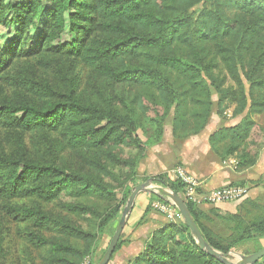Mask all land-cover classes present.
<instances>
[{
    "label": "trees",
    "instance_id": "trees-1",
    "mask_svg": "<svg viewBox=\"0 0 264 264\" xmlns=\"http://www.w3.org/2000/svg\"><path fill=\"white\" fill-rule=\"evenodd\" d=\"M47 3L37 45L26 52L29 29ZM9 10L8 22L15 26V34L0 50V78L8 85L24 86L40 97L51 94L46 84L13 71L17 58L23 56L37 57L42 65L53 58H76L99 84L97 100L83 98L72 89L60 100L41 105L0 102V127L34 132L43 145H56L58 152L76 151L79 160L75 171L23 153L0 154L3 197L52 201L70 198L72 192L85 198L95 191L97 198L68 205L77 213L97 216L101 231L124 206L137 182L138 163L161 140L171 108V133L176 142L205 128L213 112L212 91L217 94L215 113L219 117L230 105L234 117L245 110L264 115V0H22L15 4L0 0V22L6 21L2 13ZM66 20L73 39L61 43ZM176 43L184 48L183 53L176 52ZM61 68L67 67L63 63ZM5 71L13 73L3 75ZM142 83L156 91L159 102L140 93ZM131 107L137 117L121 110ZM50 134L62 142L59 137L48 141ZM208 143L220 159L232 156L237 169L249 168L264 147V125L242 118L218 126L209 134ZM151 178L182 194L179 179L171 180L165 173ZM124 188V199L116 200V191ZM99 201L113 204L98 212ZM186 204L203 238L216 250L228 252L243 241L264 238V208L251 221L240 214L216 212L218 218L233 222L230 240L221 242L201 220L209 219L208 214L189 201ZM17 214L21 221L34 220L35 226L52 230L50 239L31 236L44 248L41 264H82L97 244L96 232L79 224H53L40 209L23 208ZM122 245L120 236L113 254ZM126 264L222 263L198 248L180 218L151 231L142 250ZM254 264H264V257Z\"/></svg>",
    "mask_w": 264,
    "mask_h": 264
},
{
    "label": "rangeland",
    "instance_id": "rangeland-1",
    "mask_svg": "<svg viewBox=\"0 0 264 264\" xmlns=\"http://www.w3.org/2000/svg\"><path fill=\"white\" fill-rule=\"evenodd\" d=\"M3 1L5 4H15L22 0ZM197 7L200 8V5ZM48 9L49 3L46 4V7L44 8L40 18L35 21V26L29 29L30 39L27 41L24 49L26 52H29L37 45V35L45 23L44 20ZM2 14L3 15L1 19H5L6 21L0 22V50L3 47L8 46L11 38L14 37L15 34V26L8 22V20L12 17V10ZM72 39L73 34L70 32V30H68V24L66 20L65 27L60 33L59 41L61 43H65L71 41ZM175 47L177 53L181 54L184 52V48L180 44L176 43ZM38 60L39 59L34 56L19 57L17 58V65L13 71L17 72L19 76L25 79H31L36 82L46 84L48 87H50L51 94L44 97L36 96L30 92L28 88L24 86H10L8 85L7 81L0 78V102L15 100L41 105L51 102V100H60L62 95H67V92H70L72 89H74V92L83 98L89 97L92 100H97L98 93L96 91L99 83H97L98 81L94 77L92 71L81 64V62H79L76 58H53L52 61H50L47 65H42L38 62ZM63 63L65 64V67H67L66 69L61 68V64ZM8 71H5L3 75L7 73V76H10L13 73L12 71ZM138 90L147 99L159 102L158 94L148 84L142 83L139 85ZM211 97L213 102L212 118L213 121L216 122V127L222 125H232L242 118H251L264 125V115L262 114L256 116L245 110L241 115L235 117L232 116V105H230V107L227 109L226 114L221 117L217 116L215 113L217 94L212 91ZM121 110L123 112L129 111L132 116L137 117V112L133 107H131L130 110ZM172 112L173 109L171 108L168 112L166 120L167 124H170L171 122ZM50 135L52 136L48 139V141L51 140V142L57 139L56 137H59L54 134ZM141 137L144 138L143 132ZM59 140L62 142L60 137ZM48 144L49 143H44L43 145V141L38 138L34 132L0 127V154L11 152L13 155L21 156L23 153V156H26L30 159L44 158L46 161L55 162L60 166L68 167L75 171L78 169L79 160L76 156V151L64 149L58 152L54 149V147H57L56 145H51L50 143V145L53 146L50 147ZM45 146H47V148H45ZM246 172L251 174L250 179L240 180L236 184H232L242 186L246 189V192L245 196L241 198V200L234 201L235 204L231 210L224 207L216 208L215 206H205L203 204L197 205L209 216V219H201L202 222L211 229L212 233L216 235L221 240V242H227L230 240L231 234L233 232V222H228L218 218L215 215L216 212L222 216L240 214L244 220L251 221L255 216L263 211L264 172L254 174L252 169H249ZM144 178L145 175H138L136 177V183L144 182L145 180H142ZM150 186H161L163 188H168L155 181H150ZM250 189L253 191L251 190L252 192H250ZM125 193V188L117 190L116 200H123V194ZM142 193L149 194V200L145 205V211L151 217H164V220H166L165 222H177L180 220L181 215L171 200L166 197H160L157 193L150 191H141L138 194ZM69 196L70 198L65 196L64 199L44 201L38 198H6L0 195V264H41L40 258L44 254V248L37 246L31 236L32 234H35L50 239L52 237V230L48 229V231H45L40 227L35 226L33 222L34 220L28 222L21 221V217L19 214H17V211H19V209L29 207L32 209H40L45 214L46 218L53 224H79L87 227L92 232H96L98 236L94 251L87 255L82 262V264H96L107 248V245L113 234L112 232H114L121 217L123 207L117 216L106 226H104L101 231H99V229H97V216H85L84 214L77 213L73 209L69 208L68 205L71 202L74 204L83 202L84 199L94 198V196L97 198V193L95 191H91L90 194L85 198L76 196V192L70 193ZM134 202L135 199L133 201V205ZM111 204L113 203L99 201L97 204L98 212H104V210L110 208ZM131 210L125 219L124 227L120 235L121 239L124 235L123 231L127 228L125 226L128 224V219L131 216ZM139 222H141V220ZM122 240L123 244L127 241L126 239ZM263 245L264 238L243 241L236 246L235 250L229 251L228 258L236 262L239 260L238 255L250 254ZM116 252L113 254L112 258L107 264H126L129 259L120 260L117 255V257H115Z\"/></svg>",
    "mask_w": 264,
    "mask_h": 264
},
{
    "label": "crops",
    "instance_id": "crops-1",
    "mask_svg": "<svg viewBox=\"0 0 264 264\" xmlns=\"http://www.w3.org/2000/svg\"><path fill=\"white\" fill-rule=\"evenodd\" d=\"M216 128V122L213 121L211 115L209 122L202 131L176 142L172 137L170 124L165 123L161 140L150 146L145 157L139 161L138 175L151 178L157 174L165 173L171 180H175L176 171L181 168L186 174L196 178L201 184V191L205 192L221 186L232 185L240 180L250 179L251 174L246 172L249 169H252L254 174L264 172V147L260 151L256 163L243 170L236 168L237 159L235 157L229 156L222 160L212 154L208 136ZM251 190L250 192L253 191ZM148 200V193L137 194L135 197L130 212L131 216L127 226H125L127 228L123 231L122 239L127 241L115 254V257L118 256L120 260L130 259L137 255L142 250L149 233L166 221L161 216L153 218L145 211ZM234 204V201H231L203 205L215 206L216 208L224 207L231 210ZM140 220L141 222H139Z\"/></svg>",
    "mask_w": 264,
    "mask_h": 264
},
{
    "label": "water",
    "instance_id": "water-1",
    "mask_svg": "<svg viewBox=\"0 0 264 264\" xmlns=\"http://www.w3.org/2000/svg\"><path fill=\"white\" fill-rule=\"evenodd\" d=\"M150 181H153L152 178H148L144 182L136 183L132 186L130 194L127 198V201L125 205L123 206L121 217L118 221V224L111 236V239L107 245V248L105 249L102 257L96 264H107L111 256L115 250V246L119 240V237L121 235L122 229L124 227L125 219L131 210V207L133 205V201L136 197V195L141 191H150L157 193L160 197H166L169 200L172 201V203L177 208L179 214L181 215V218L183 219L185 225L189 229L190 234L193 236V238L196 241V244L199 249L205 251L208 255L216 258L219 262L222 264H254L258 260L264 257V245L259 248L258 250L247 254V255H238L239 260L234 262L228 258L229 251L228 252H221L210 246L206 240L203 238L200 230L198 229L189 209L186 204V202L183 200V198L177 194L171 191L168 188H163L161 186H150ZM235 254V253H233ZM236 255V254H235Z\"/></svg>",
    "mask_w": 264,
    "mask_h": 264
},
{
    "label": "built area",
    "instance_id": "built-area-1",
    "mask_svg": "<svg viewBox=\"0 0 264 264\" xmlns=\"http://www.w3.org/2000/svg\"><path fill=\"white\" fill-rule=\"evenodd\" d=\"M176 179L182 182L181 197L183 200L196 205L236 201L241 199L246 192V189L239 185H226L202 192L199 181L186 174L181 168L176 171Z\"/></svg>",
    "mask_w": 264,
    "mask_h": 264
}]
</instances>
